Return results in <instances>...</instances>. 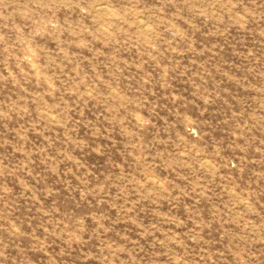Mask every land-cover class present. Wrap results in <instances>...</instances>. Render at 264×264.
I'll list each match as a JSON object with an SVG mask.
<instances>
[{
	"label": "rangeland",
	"instance_id": "1",
	"mask_svg": "<svg viewBox=\"0 0 264 264\" xmlns=\"http://www.w3.org/2000/svg\"><path fill=\"white\" fill-rule=\"evenodd\" d=\"M0 264H264V0H0Z\"/></svg>",
	"mask_w": 264,
	"mask_h": 264
},
{
	"label": "bare ground",
	"instance_id": "2",
	"mask_svg": "<svg viewBox=\"0 0 264 264\" xmlns=\"http://www.w3.org/2000/svg\"><path fill=\"white\" fill-rule=\"evenodd\" d=\"M101 6H102V5H101ZM104 6H105V5H104ZM106 7H107V6H106ZM97 8H99V7H97ZM97 8H96V9H97ZM98 10H99V9H98ZM98 10H97V11H98ZM107 11L109 12V10H107ZM100 12H101V11H100ZM103 12H104V11H103ZM106 14H107V13H106ZM139 26H140V25H139Z\"/></svg>",
	"mask_w": 264,
	"mask_h": 264
}]
</instances>
